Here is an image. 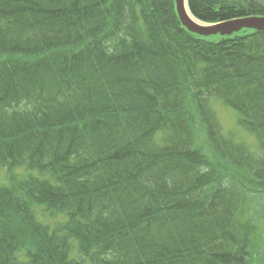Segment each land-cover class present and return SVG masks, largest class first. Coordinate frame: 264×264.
<instances>
[{
	"label": "trees",
	"instance_id": "obj_1",
	"mask_svg": "<svg viewBox=\"0 0 264 264\" xmlns=\"http://www.w3.org/2000/svg\"><path fill=\"white\" fill-rule=\"evenodd\" d=\"M188 5L264 17V0ZM16 168L50 180L0 186V264H264V33L193 35L175 0H0V170Z\"/></svg>",
	"mask_w": 264,
	"mask_h": 264
},
{
	"label": "rangeland",
	"instance_id": "obj_2",
	"mask_svg": "<svg viewBox=\"0 0 264 264\" xmlns=\"http://www.w3.org/2000/svg\"><path fill=\"white\" fill-rule=\"evenodd\" d=\"M217 111H218V117L220 119L222 128L228 135L233 136L236 141L240 143H245L249 145L250 147H255L256 146V140L253 135L247 134L244 130L240 129L237 125V115L235 114V111L229 109L226 107L222 102H218L217 106ZM37 176V177H43L41 176L37 171H25L24 168H16L12 170L11 172H8L6 169H1L0 170V184L1 185H13L15 184L18 180L22 179L24 176ZM264 205V204H263ZM38 211V209L36 208ZM245 214V218H249V216H254V211L251 208H248ZM45 216V215H43ZM38 218L40 221L45 222L43 219L42 215L38 211ZM262 219H264V214L262 215ZM49 223H55L58 221L56 220H46ZM264 222H262L259 226L258 229V237L261 236L263 238V241L260 240L257 244V250L261 246L264 248ZM263 253V252H262ZM73 257H78V254L76 251H73L72 253ZM264 257V254L263 256Z\"/></svg>",
	"mask_w": 264,
	"mask_h": 264
},
{
	"label": "water",
	"instance_id": "obj_3",
	"mask_svg": "<svg viewBox=\"0 0 264 264\" xmlns=\"http://www.w3.org/2000/svg\"><path fill=\"white\" fill-rule=\"evenodd\" d=\"M176 5L182 24L191 32L201 36H229L238 33L243 29L264 31V18L240 19L228 21L217 26L205 27L196 23L190 18V16L187 14L184 0H176Z\"/></svg>",
	"mask_w": 264,
	"mask_h": 264
},
{
	"label": "bare ground",
	"instance_id": "obj_4",
	"mask_svg": "<svg viewBox=\"0 0 264 264\" xmlns=\"http://www.w3.org/2000/svg\"><path fill=\"white\" fill-rule=\"evenodd\" d=\"M175 10H176V12H177V6H176V5H175ZM187 11H188L189 16H191L192 18H194V17L191 15L188 6H187ZM223 38H225V37H223ZM217 41H218V40H217ZM217 41H216V42H217ZM67 79H68L69 81H71V82H74L69 76H67Z\"/></svg>",
	"mask_w": 264,
	"mask_h": 264
}]
</instances>
